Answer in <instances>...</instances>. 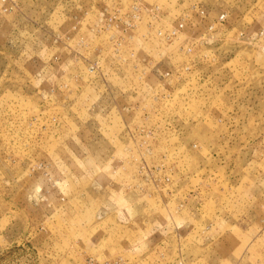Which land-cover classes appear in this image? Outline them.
<instances>
[{"label": "rangeland", "instance_id": "obj_1", "mask_svg": "<svg viewBox=\"0 0 264 264\" xmlns=\"http://www.w3.org/2000/svg\"><path fill=\"white\" fill-rule=\"evenodd\" d=\"M0 264H264V0H0Z\"/></svg>", "mask_w": 264, "mask_h": 264}]
</instances>
